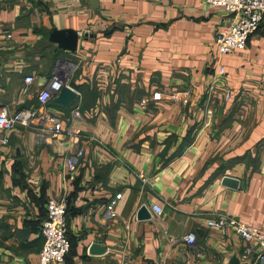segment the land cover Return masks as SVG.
I'll list each match as a JSON object with an SVG mask.
<instances>
[{
	"label": "crops",
	"instance_id": "crops-1",
	"mask_svg": "<svg viewBox=\"0 0 264 264\" xmlns=\"http://www.w3.org/2000/svg\"><path fill=\"white\" fill-rule=\"evenodd\" d=\"M0 3L3 30L14 34L0 51V105L38 107L43 85L65 67L77 98L64 106L55 94L46 110L80 134L42 140L37 120L0 130V264H39L53 197L68 200L71 241L53 264H223L233 249L242 255L245 241L208 221L231 215L264 231V26L245 48L221 54L216 34L230 15L206 0H49L37 29L24 26L18 1L10 11L12 2ZM54 28L77 30V51L50 41ZM27 76L36 80L24 93ZM79 149L69 179L67 158ZM144 205L149 218L138 216ZM96 242L105 253L89 252Z\"/></svg>",
	"mask_w": 264,
	"mask_h": 264
},
{
	"label": "built area",
	"instance_id": "built-area-1",
	"mask_svg": "<svg viewBox=\"0 0 264 264\" xmlns=\"http://www.w3.org/2000/svg\"><path fill=\"white\" fill-rule=\"evenodd\" d=\"M1 1V0H0ZM210 7H222L230 15L229 23L216 34V44L221 54H229L235 50L243 49L247 46L248 40L260 26H264V0H206ZM14 40V34L11 31L3 30L2 15L0 13V51L7 48ZM225 68H218V75L224 77ZM1 77V70H0ZM68 71L65 67L56 69L51 80L45 83L38 94V107L24 109L17 112H11L7 106L0 105V130L11 131L17 125L29 127L35 124L37 120L41 124L42 132L40 139H47L46 133L60 135L67 129L64 120L56 115L47 112L46 108L49 101L55 94H58L64 86H68ZM34 76H27L23 92L28 93L30 86L35 82ZM225 97H231L229 87L224 88ZM154 97L160 99L161 93H155ZM174 100H179V96L173 95ZM78 113V112H77ZM209 113H211L209 111ZM74 140L80 137L76 129L67 130ZM5 143L8 139H4ZM84 151L79 149L75 155L67 158L66 172L69 179L75 178L76 156H82ZM143 177V176H142ZM121 194L117 195L120 198ZM116 200L108 206V213L115 216L113 206ZM47 216L42 223L41 233L44 237V245L39 253V264L62 263L65 261L71 248V242L68 236V200L66 197L50 198L46 204ZM153 213L161 215L163 208L160 205H153ZM208 225L217 227L226 233L232 230L236 235L245 241V247L242 257L252 258V264H264V231L253 225L231 216L222 215L208 221ZM189 244L195 242L194 233L190 232L184 237ZM206 264H217L208 262Z\"/></svg>",
	"mask_w": 264,
	"mask_h": 264
},
{
	"label": "water",
	"instance_id": "water-1",
	"mask_svg": "<svg viewBox=\"0 0 264 264\" xmlns=\"http://www.w3.org/2000/svg\"><path fill=\"white\" fill-rule=\"evenodd\" d=\"M85 39L89 37V34L84 35ZM49 40L58 44L62 49L69 51H77L79 44V33L77 30L72 28L57 29L54 28L49 34ZM77 98V93L70 86H64L55 98V102L64 106L69 105L74 99ZM224 183L231 186H238V179L225 177ZM139 218H149L151 213L149 209L144 205L140 208L138 213ZM107 250V247L101 243H93L90 246L89 252L91 254H103ZM252 258L245 259L237 249L225 254L223 264H252Z\"/></svg>",
	"mask_w": 264,
	"mask_h": 264
},
{
	"label": "rangeland",
	"instance_id": "rangeland-1",
	"mask_svg": "<svg viewBox=\"0 0 264 264\" xmlns=\"http://www.w3.org/2000/svg\"><path fill=\"white\" fill-rule=\"evenodd\" d=\"M17 1L22 7L21 15L26 18V25L24 26H29L31 29H37V24L46 17L45 13L49 0H9V3L12 2V4L11 6L9 5L8 11H10V8L13 7ZM31 15L34 16L32 21L30 19Z\"/></svg>",
	"mask_w": 264,
	"mask_h": 264
},
{
	"label": "trees",
	"instance_id": "trees-1",
	"mask_svg": "<svg viewBox=\"0 0 264 264\" xmlns=\"http://www.w3.org/2000/svg\"><path fill=\"white\" fill-rule=\"evenodd\" d=\"M71 242V241H70ZM71 249V248H70Z\"/></svg>",
	"mask_w": 264,
	"mask_h": 264
}]
</instances>
